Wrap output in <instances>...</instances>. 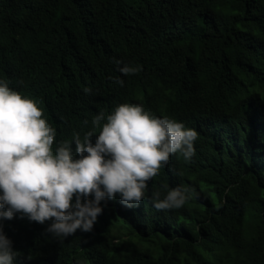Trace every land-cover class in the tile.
<instances>
[{
    "label": "trees",
    "instance_id": "trees-1",
    "mask_svg": "<svg viewBox=\"0 0 264 264\" xmlns=\"http://www.w3.org/2000/svg\"><path fill=\"white\" fill-rule=\"evenodd\" d=\"M0 79L38 102L54 149L123 103L198 133L155 189H186L182 208L62 240L16 213L13 264H264V0H0Z\"/></svg>",
    "mask_w": 264,
    "mask_h": 264
},
{
    "label": "clouds",
    "instance_id": "clouds-1",
    "mask_svg": "<svg viewBox=\"0 0 264 264\" xmlns=\"http://www.w3.org/2000/svg\"><path fill=\"white\" fill-rule=\"evenodd\" d=\"M142 70L139 65L119 69L125 76ZM116 82L124 85L122 79ZM104 120L100 112L83 139L74 133L54 149L57 130L38 102L0 79V221L22 213L47 225L53 238L82 239L117 217L143 225L150 205L182 208L191 195L186 189H171L163 199L155 189L180 156L190 161L195 155L197 131L133 103L118 105L101 127ZM18 255L0 224V264H13Z\"/></svg>",
    "mask_w": 264,
    "mask_h": 264
}]
</instances>
